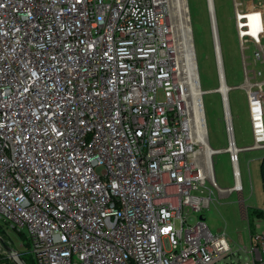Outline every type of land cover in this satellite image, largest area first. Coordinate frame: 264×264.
<instances>
[{
	"label": "built area",
	"instance_id": "1",
	"mask_svg": "<svg viewBox=\"0 0 264 264\" xmlns=\"http://www.w3.org/2000/svg\"><path fill=\"white\" fill-rule=\"evenodd\" d=\"M207 1L223 150L198 131L175 0H0V220L26 236L33 264H217L232 253L196 215L214 189L245 207L239 155L264 149V0H233L253 136L242 148ZM221 151L232 188L216 181ZM254 210L260 228L264 208ZM244 250L246 264H264V230Z\"/></svg>",
	"mask_w": 264,
	"mask_h": 264
},
{
	"label": "rangeland",
	"instance_id": "2",
	"mask_svg": "<svg viewBox=\"0 0 264 264\" xmlns=\"http://www.w3.org/2000/svg\"><path fill=\"white\" fill-rule=\"evenodd\" d=\"M176 1V9L177 3ZM188 8L189 25L192 33L197 71L200 88L205 93L202 96L208 140L215 150L228 147V135L224 118L222 95L216 91L220 87L219 69L214 50V41L211 28L210 12L207 0H185ZM241 1V0H239ZM243 1V0H242ZM179 2H182L180 0ZM210 2V1H209ZM174 7L175 3L173 2ZM218 27L221 46V57L227 86L233 89L228 93L232 125L236 145L240 148L253 144L250 125L248 102L243 84L245 76L242 65V55L234 23L233 0H212ZM179 16L177 21L179 23ZM180 41L182 35L180 33ZM184 53V52H183ZM252 61V51L246 53ZM183 57V56H182ZM184 63V58L182 59ZM162 94H159V99ZM264 158V149L243 151L239 155L240 179L243 186L244 206L240 204V197L236 192L230 195L219 193L214 189L213 201L209 209L204 210L206 223L213 232L223 229L231 244L232 253L217 264H246L250 254L244 246L250 248V232H262L264 224L255 228L251 211L264 208V190L260 178V164ZM214 172L218 185L221 188H232L235 185L233 166L227 152H218L213 156ZM245 208L246 215L245 216ZM254 221L257 219L254 217ZM252 224H250V223ZM0 237L4 242L20 254L24 263L29 258L27 240L23 235L8 230L0 220ZM0 264H16L11 255L0 243Z\"/></svg>",
	"mask_w": 264,
	"mask_h": 264
},
{
	"label": "bare ground",
	"instance_id": "3",
	"mask_svg": "<svg viewBox=\"0 0 264 264\" xmlns=\"http://www.w3.org/2000/svg\"><path fill=\"white\" fill-rule=\"evenodd\" d=\"M180 1V0H179ZM177 3V10L179 17V28L181 30L182 35V48L184 50V65H185V71L187 76L189 77V89H190V95L192 98V103L194 106V109L196 111V122L198 125V131L200 136L203 134V132H206V124L204 125L203 120V114L201 110V97L199 92V77H198V71H197V63H196V57H195V51H194V45L192 40V33L191 28L189 25V17H188V6L186 4L185 0H182V2ZM210 4H212V0H210ZM205 142V140H203ZM211 149V148H210ZM19 262V260L17 259Z\"/></svg>",
	"mask_w": 264,
	"mask_h": 264
},
{
	"label": "water",
	"instance_id": "4",
	"mask_svg": "<svg viewBox=\"0 0 264 264\" xmlns=\"http://www.w3.org/2000/svg\"><path fill=\"white\" fill-rule=\"evenodd\" d=\"M0 243L3 245L6 251L11 255V257L14 259L16 264H25L24 261L21 259L20 254L17 251H15L13 248L9 247L1 237H0ZM17 259L19 260V262L17 261Z\"/></svg>",
	"mask_w": 264,
	"mask_h": 264
},
{
	"label": "trees",
	"instance_id": "5",
	"mask_svg": "<svg viewBox=\"0 0 264 264\" xmlns=\"http://www.w3.org/2000/svg\"><path fill=\"white\" fill-rule=\"evenodd\" d=\"M260 178H261V183H262V187H263V190H264V158L261 160V164H260ZM253 214L257 215L259 217L261 216V213L259 212V210H256V211L254 210V212H252V215ZM19 234L23 235L24 238L27 240L26 236L23 233H19ZM26 259L28 260V262L25 263V264H33L30 257L26 258Z\"/></svg>",
	"mask_w": 264,
	"mask_h": 264
}]
</instances>
